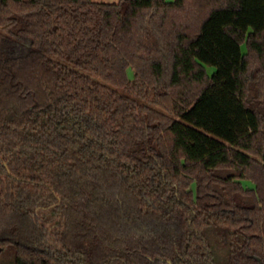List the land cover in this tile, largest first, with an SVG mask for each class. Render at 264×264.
Masks as SVG:
<instances>
[{"label": "trees", "instance_id": "obj_1", "mask_svg": "<svg viewBox=\"0 0 264 264\" xmlns=\"http://www.w3.org/2000/svg\"><path fill=\"white\" fill-rule=\"evenodd\" d=\"M169 262L264 264V0H0V264Z\"/></svg>", "mask_w": 264, "mask_h": 264}, {"label": "rangeland", "instance_id": "obj_2", "mask_svg": "<svg viewBox=\"0 0 264 264\" xmlns=\"http://www.w3.org/2000/svg\"><path fill=\"white\" fill-rule=\"evenodd\" d=\"M97 1H117V0H97ZM243 49H245V46H243ZM210 72L214 71V68L213 67H209L208 68ZM128 76L130 79H133L134 77V71L133 69L130 67L128 68ZM243 184L246 186V187H250V188H253L254 187V183L250 180H244L243 181ZM56 216H52L49 218V221H53V219H55ZM50 241L51 243H55V236L53 234L50 235ZM7 258H8V253L6 254Z\"/></svg>", "mask_w": 264, "mask_h": 264}, {"label": "water", "instance_id": "obj_3", "mask_svg": "<svg viewBox=\"0 0 264 264\" xmlns=\"http://www.w3.org/2000/svg\"><path fill=\"white\" fill-rule=\"evenodd\" d=\"M169 264H171V263L169 262Z\"/></svg>", "mask_w": 264, "mask_h": 264}]
</instances>
